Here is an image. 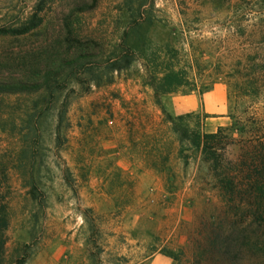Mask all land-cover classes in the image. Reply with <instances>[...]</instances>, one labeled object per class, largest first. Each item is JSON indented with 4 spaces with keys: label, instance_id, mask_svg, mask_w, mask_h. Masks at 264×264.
Masks as SVG:
<instances>
[{
    "label": "rangeland",
    "instance_id": "374dc122",
    "mask_svg": "<svg viewBox=\"0 0 264 264\" xmlns=\"http://www.w3.org/2000/svg\"><path fill=\"white\" fill-rule=\"evenodd\" d=\"M78 5L87 11L73 12ZM234 5L0 0V26H19L43 9L37 30L0 37V77L35 78L63 59L94 55L88 67L94 73L69 72L54 100L44 92L0 95L2 196L9 217L5 264L14 263L23 245H29L26 264H258L242 251L234 261L232 215L200 150L176 132L187 130L190 137L233 130L224 151L232 163L264 135V102L229 100L223 81L200 92L218 67L246 71L239 61L253 28H245ZM124 37L132 62L110 72L108 61ZM167 63L186 69L198 86L165 95L159 105L147 82ZM241 124L261 132L243 137ZM224 240L235 242L225 255L219 250Z\"/></svg>",
    "mask_w": 264,
    "mask_h": 264
},
{
    "label": "trees",
    "instance_id": "16d2710c",
    "mask_svg": "<svg viewBox=\"0 0 264 264\" xmlns=\"http://www.w3.org/2000/svg\"><path fill=\"white\" fill-rule=\"evenodd\" d=\"M233 8L237 17L245 23V28H253L247 34V40L253 39V41L244 50L239 61V64H242L241 61L244 62L246 71L224 73L218 67L210 75L212 78L210 84H201L200 92L203 93L211 85L223 81L229 88V100L248 99L253 104L262 103L264 102V0H235ZM42 11V7L39 8L19 26H0V37H20L37 30L43 23ZM85 11H87L85 6L78 5L73 9V12ZM114 56L108 61L111 62L110 72L121 71L131 64L133 51L126 45L125 37L119 45L118 53ZM93 58L94 55L91 54H79L63 59L52 67H46L35 78L0 77V95H33L44 92L50 100H54L63 92L65 88L62 85L63 77L67 79L69 72L71 74L83 72L84 75L94 73L93 68H88ZM194 80L186 69L176 68L167 63L160 75L153 74L149 77L147 84L152 87L160 105L161 98L165 95L175 93L183 87L197 88L198 84ZM60 108L62 109L58 112L57 131L66 113V101L61 103ZM166 116L169 122L174 123L170 115ZM181 119L182 117H179V120ZM258 130L257 125L251 127L238 125V132L243 137L255 136L261 132ZM176 132L181 142L188 139L193 147L200 150L203 162L213 174L214 188L226 205L227 215H232L233 220L229 223V229L238 234V238L234 240L238 246L234 261L239 260L238 253L242 251L249 259L253 258V263L264 264V135L247 149L237 163H232L225 159L224 151L230 144L233 130L220 127L216 132H196L190 137L187 130L176 129ZM4 180V169L0 168V264H5L6 232L9 228L8 210L2 196ZM30 193L33 198H37L35 185L32 186ZM217 240L218 237L214 239L213 245L218 246ZM233 243H229V240L221 241L220 252L224 255L226 251L229 253L230 249L234 248ZM28 247L29 245H23V249L18 250L13 264H26L29 258Z\"/></svg>",
    "mask_w": 264,
    "mask_h": 264
}]
</instances>
